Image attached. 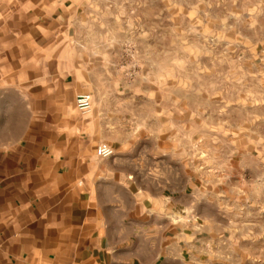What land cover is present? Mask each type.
Here are the masks:
<instances>
[{"label":"crops","instance_id":"0c3cea01","mask_svg":"<svg viewBox=\"0 0 264 264\" xmlns=\"http://www.w3.org/2000/svg\"><path fill=\"white\" fill-rule=\"evenodd\" d=\"M85 2L0 0V264H207L247 186L237 141L258 138L231 108L264 102V0H205L207 24L258 28L254 46L175 66L155 94L91 61Z\"/></svg>","mask_w":264,"mask_h":264},{"label":"rangeland","instance_id":"374dc122","mask_svg":"<svg viewBox=\"0 0 264 264\" xmlns=\"http://www.w3.org/2000/svg\"><path fill=\"white\" fill-rule=\"evenodd\" d=\"M204 1L86 0L79 34L87 54L96 56L92 62L126 68L129 81L149 79L155 94L160 79L174 78L175 66L185 67L208 51L236 54L254 46L244 40L255 38L258 28L207 24ZM237 60L232 66H239ZM164 67L166 76L161 74ZM246 96L251 99L255 92ZM261 97L264 86L260 90L258 84L259 101ZM231 116L233 126L258 131V138L237 141L250 152L247 186L234 196L231 231L207 264H264V102L232 106Z\"/></svg>","mask_w":264,"mask_h":264},{"label":"built area","instance_id":"2783aa9c","mask_svg":"<svg viewBox=\"0 0 264 264\" xmlns=\"http://www.w3.org/2000/svg\"><path fill=\"white\" fill-rule=\"evenodd\" d=\"M75 102L77 109L82 113H86L92 109L93 95L88 91L78 93ZM96 154L103 158L111 157L114 154V149L110 144L102 142L98 145Z\"/></svg>","mask_w":264,"mask_h":264}]
</instances>
